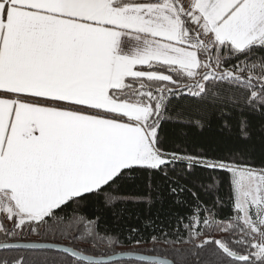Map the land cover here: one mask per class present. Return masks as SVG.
<instances>
[{
	"label": "snow or ice",
	"instance_id": "1",
	"mask_svg": "<svg viewBox=\"0 0 264 264\" xmlns=\"http://www.w3.org/2000/svg\"><path fill=\"white\" fill-rule=\"evenodd\" d=\"M132 256L264 264V0H0V264Z\"/></svg>",
	"mask_w": 264,
	"mask_h": 264
},
{
	"label": "trees",
	"instance_id": "2",
	"mask_svg": "<svg viewBox=\"0 0 264 264\" xmlns=\"http://www.w3.org/2000/svg\"><path fill=\"white\" fill-rule=\"evenodd\" d=\"M165 208H167V205L165 206ZM162 218H163V215H162ZM32 239L35 240L36 238L33 237ZM133 247L134 248L138 247V249H149V248H152L153 245L152 244H142L140 246H133ZM170 247H171L170 245H166V244H163V243L156 245L157 249L165 250V251L170 249ZM176 247H180V245H176ZM131 250L132 249H127V248H117L118 252H127V251H131ZM161 257H163V256H161ZM118 264H143V262H141V261H133V260H125V261H118Z\"/></svg>",
	"mask_w": 264,
	"mask_h": 264
},
{
	"label": "water",
	"instance_id": "3",
	"mask_svg": "<svg viewBox=\"0 0 264 264\" xmlns=\"http://www.w3.org/2000/svg\"><path fill=\"white\" fill-rule=\"evenodd\" d=\"M160 258L164 259V257H160ZM125 260L141 261L138 256L124 257V258L117 257V261H125Z\"/></svg>",
	"mask_w": 264,
	"mask_h": 264
}]
</instances>
